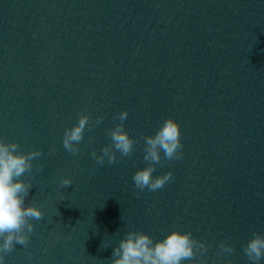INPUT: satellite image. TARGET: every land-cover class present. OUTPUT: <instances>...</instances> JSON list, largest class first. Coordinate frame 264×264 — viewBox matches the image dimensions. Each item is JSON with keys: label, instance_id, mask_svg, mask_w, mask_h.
<instances>
[{"label": "clouds", "instance_id": "1", "mask_svg": "<svg viewBox=\"0 0 264 264\" xmlns=\"http://www.w3.org/2000/svg\"><path fill=\"white\" fill-rule=\"evenodd\" d=\"M127 117V110L118 112L114 117L118 122L107 130L110 143L104 145L99 154L95 150L90 153L97 165L116 164L132 156L137 140L125 128L124 121ZM102 121V116H97L93 121L90 113L82 112L77 122L64 131L62 145L65 151L77 155L85 132ZM181 137V126L171 116L163 120L154 134L143 137V160L146 166L137 170L132 177L137 189L141 192H154L174 179L172 171L159 176H154L153 173L163 160H183ZM92 142L93 138L89 137L88 143ZM42 155V149L25 152L19 142L0 139V264H6V257L15 251L16 245L27 248L35 231L33 221H39L44 216L40 207L26 203L33 182L22 178L33 173L34 161ZM40 170H43L42 166ZM72 183L70 177L60 179L64 188ZM210 247L209 242L197 239L191 231L172 230L163 239L154 240L146 232L130 230L113 247L109 264H207ZM241 247L250 264H261L264 261V233L253 232ZM234 252L232 244L227 240L221 241L216 253L218 264H233L229 257Z\"/></svg>", "mask_w": 264, "mask_h": 264}]
</instances>
